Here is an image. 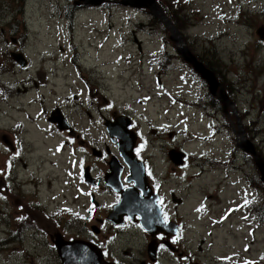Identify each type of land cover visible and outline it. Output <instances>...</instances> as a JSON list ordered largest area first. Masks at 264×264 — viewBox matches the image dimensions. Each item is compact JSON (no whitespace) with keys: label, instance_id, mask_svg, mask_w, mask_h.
I'll use <instances>...</instances> for the list:
<instances>
[{"label":"rangeland","instance_id":"1","mask_svg":"<svg viewBox=\"0 0 264 264\" xmlns=\"http://www.w3.org/2000/svg\"><path fill=\"white\" fill-rule=\"evenodd\" d=\"M69 1L24 0L21 16L27 30V50L24 52L29 63L27 70L13 65L0 52V67L3 65L0 69V86L3 84L9 91L5 92L0 87V264H60L56 252H52L49 237L37 234L36 229H42L41 224L36 221L37 224L25 229L35 228V233L26 234L20 231L21 224L15 222L19 214L26 218V212H33V209L26 207L27 201H38L42 207L48 208L60 209L63 206L74 212L82 208V204L74 205L66 195L68 177H64L60 167L64 162L63 168L66 169V160L63 154L54 152L61 141L46 122L50 113L55 112L57 116L58 108H61L73 114L74 117H70L76 119L80 133L96 137L103 146L110 147L112 145L105 141L100 125L101 117L111 111L104 108L109 104L107 101L111 99L113 107L133 112L136 125L141 127L162 120L163 108L169 107L170 114L175 113L178 104L170 102L167 93L177 100L182 93L187 103L180 108L184 110L189 132H193V137L196 133L207 134L205 123L210 119L199 122L197 115L200 110L201 117L205 108L192 107L193 102L207 99L206 87L193 71L181 64L178 67L169 64L168 71L163 73L159 64L157 68L160 60L154 58L153 50H160L158 43L161 38L176 57L175 46L169 40L168 32L147 11L135 12L123 7L110 10L109 4L100 9L77 10L74 39L80 57L85 60L86 69L81 70L89 86L78 79L76 72L81 70L74 69L72 60H68L73 58L66 39L70 25L73 26L72 17L69 18L71 12H65L64 8ZM156 1L176 24L187 27V30L181 28L179 32L191 54L195 57L207 55L204 49L215 47L222 65L213 72L220 73L217 77L222 78L235 112L229 106L224 109L216 102L218 106L215 105L216 109H213L214 136L205 141L192 139L184 145L193 156L188 158L193 169H184L189 183L180 186L186 188V228L182 239L184 252L203 262L200 264H264V222L259 223L261 227L253 231V236L251 224L237 229L236 218L225 210L226 203L232 201L242 204L248 214L252 213L247 203L250 200L249 190L255 189L258 197L254 200L264 211L261 174L254 161L252 164L241 161L245 153L235 144L239 120L241 127L244 129L246 126L251 132L252 137H246L247 141L253 143L258 154L264 155V42L261 40L259 44L256 35V31L264 27V0ZM11 3L12 0H0L1 17L8 18L1 26L0 40L6 41L5 50L16 52L10 31V21L16 12L8 8ZM125 26H128L126 32L123 31ZM124 34H127L125 39L122 38ZM71 49L76 52L75 48ZM125 57L128 62L121 60ZM211 62L213 70V53ZM158 71L161 75H158ZM157 77L166 90L157 88ZM24 81L32 83L24 84ZM183 81L186 85L179 92L175 84ZM39 85L42 89L34 90ZM97 85H101L100 93L94 91ZM89 88L90 94L87 96L85 92ZM141 95L149 99L160 97L163 103H153L148 111L143 110L137 102ZM212 100L210 96L208 103ZM68 101L72 103L71 106ZM41 110L44 118L38 117ZM18 121H23L25 127H15ZM220 125L227 129H221ZM166 139L169 140L166 135H151L149 151L145 153H151L150 161L155 171L163 176L166 156L170 151L174 152L169 148L173 145L164 142ZM76 152L78 158L83 160L84 151L77 149ZM197 156H201V163H205L203 171L200 167H194L193 161ZM237 157L238 164L242 166L235 171L232 159ZM246 157L250 156L247 154ZM173 158L176 159V156L173 155ZM169 165L171 169V162ZM107 167L110 168L109 163ZM75 168L78 176L80 164L77 163ZM8 170L11 171L9 178L5 175ZM170 181L161 188L175 185L172 176ZM199 188L208 189L199 192ZM205 199L206 208L201 210L199 204ZM61 212L68 215V210ZM41 217L50 222L48 216ZM31 219H34L32 215ZM68 221L73 223L69 229L79 224L73 219ZM8 232H12L13 237H8ZM62 235L65 239L76 236L72 230H66Z\"/></svg>","mask_w":264,"mask_h":264},{"label":"flooded vegetation","instance_id":"2","mask_svg":"<svg viewBox=\"0 0 264 264\" xmlns=\"http://www.w3.org/2000/svg\"><path fill=\"white\" fill-rule=\"evenodd\" d=\"M105 1L104 4H109V8L116 2V0ZM70 4V10L88 9L87 5L78 0H71ZM158 75H161L159 71ZM79 77L84 76L79 75ZM86 83L88 84L87 81ZM89 83L91 84L90 81ZM182 103H184V101ZM193 105H199V103L194 102ZM63 113L68 122L72 125H77L76 119L71 118L70 114L64 110ZM103 118L105 119V117ZM127 129L136 134L135 138L137 137V128L134 127L133 120L128 122ZM152 132L155 133L156 131L152 130ZM168 132L169 129L167 128L162 131L160 136L165 137V135H168ZM138 141L139 139L137 142ZM165 141H167L168 145H173L169 148L179 150L177 141L171 139H166ZM96 143H98V141L94 140L93 144ZM135 148L142 156L146 155L145 153L148 150V148L142 149L137 143L135 144ZM86 151L87 161L83 163L82 169L84 171L85 168L88 169L89 177L83 180L84 186L87 187L84 188L86 202L82 205V208L80 207L78 209L79 213L75 221L79 224L76 228L69 229L73 223H70L65 218L61 219L59 215H52V217L47 218L52 222L51 224L37 215V208L30 206L28 208L33 209V212L28 211L26 213V215L28 214L26 218L32 220L31 215L34 219L38 217L39 221L37 222L42 225V229L37 228L39 234L48 236L52 244L59 238H63L65 241L82 240L88 242L100 253L107 264L203 263L186 255L183 249L184 245L182 239L186 228L184 212L186 188H180V186L184 187L187 181V176H184V169H190L186 167L185 159H183L184 150L181 152L183 155L180 160L181 164L175 165L171 163L173 166L171 172L174 179H172V182H175V185H171L170 188H158L156 185L153 188H146L148 196L152 199L148 200L152 202L153 208L158 214V217L155 214V218H153L155 227L152 232L145 230L141 226L139 216L133 215L134 213H130L129 211H122V214L115 219L110 216L111 212H113L119 203L121 191V188H109L106 184L107 164L109 163V158L111 161L112 158L115 159V156L108 153V147H106V151H104L103 147L97 148L95 150L96 153L92 152V147H88ZM139 154H136V157L140 158L141 156ZM149 154L151 155L150 152ZM166 160L170 164L168 157ZM166 171V178L163 182L170 183V178H168L169 180L167 179V165ZM177 171H179L178 176L175 175ZM207 189L208 188H199L198 191H206ZM139 199L141 200L143 198L140 197ZM206 204L207 202L200 203L199 209L202 210L203 207L205 208ZM198 212L200 213V210ZM33 213L36 214V216ZM165 217H167V219H165ZM23 218L24 217H22V221ZM57 230L61 231V233ZM66 230L74 231L76 236L65 239L62 234H64ZM172 231L173 234H171ZM151 246L153 247V251L150 248ZM150 251H152V253Z\"/></svg>","mask_w":264,"mask_h":264},{"label":"water","instance_id":"3","mask_svg":"<svg viewBox=\"0 0 264 264\" xmlns=\"http://www.w3.org/2000/svg\"><path fill=\"white\" fill-rule=\"evenodd\" d=\"M81 2H84V4H89V5H97L100 4L103 0H78ZM123 5H129L133 8H148L151 11L152 16L156 17L157 20L160 22L162 26L167 29L171 36L169 39L175 43L177 46V52L178 54L182 57V59L185 60L187 64H191V67L193 70L200 75V77L205 81L207 84V89L209 90V93L217 102H219L223 108L225 109L226 107H231L232 103L230 102L228 96L226 95V92L224 90V87L222 84H220L217 81V78L213 75V72H211L209 69H207L201 62L198 61L197 58H195L191 52L188 51L187 46H185L182 38L179 35V32L176 30L174 25L171 23V21L165 16L164 11H162V8L159 6L158 3L155 2V0H121ZM257 35L261 38L264 39V30L262 28H259L257 30ZM14 59L16 62L21 64L22 66L25 65V62L23 59H21L19 56H15ZM121 122V120H120ZM121 129H124L123 126H121ZM121 138L124 139L125 143V150H129V153L131 155V146L126 145L127 142H129L128 134L124 132H117ZM237 145L247 154H251L254 157L255 160V165L261 174V180L264 182V162L261 160L259 156H257L254 153V150L252 146L247 142V139L245 138V142L241 141L240 138H244L245 132L239 128V133L237 134ZM131 138H135L134 135L131 136ZM127 139V142H126ZM127 154V152H125ZM173 151H170L169 154L172 156ZM129 155V154H127ZM123 159L125 160V156H122ZM173 159V158H172ZM180 159V158H179ZM133 164H135V161L133 160ZM133 164H131V168L133 167ZM179 164H181L179 160ZM135 169L136 172L141 170V166L139 164H135ZM135 170H133V174L135 175L136 179V184L140 185V179L137 176ZM128 195V194H127ZM147 200V199H145ZM123 201V200H122ZM136 202V208L135 212L139 214V211L141 212V217L142 219L146 220L147 222H143V226L147 231H153L155 227V210L153 209V204L149 202V208L147 205V202H143V199L141 200H135ZM143 202V203H142ZM123 202H121L122 204ZM125 205V204H124ZM123 205V208L125 209V206ZM121 208V206H119ZM122 214V212H121ZM144 214V218H143ZM156 216L158 217V214L156 213ZM168 228V227H167ZM176 233V230H175ZM173 234V231L171 232ZM62 240V239H61ZM60 239H57L55 241V245L57 248L58 256L62 261V264H69L68 262H78L79 264H92L91 261L88 260V254H90V250L88 249L87 246H84L82 242L79 241H73L72 243L61 241ZM152 247V246H151ZM153 250V248H151ZM100 262V258H99Z\"/></svg>","mask_w":264,"mask_h":264},{"label":"trees","instance_id":"4","mask_svg":"<svg viewBox=\"0 0 264 264\" xmlns=\"http://www.w3.org/2000/svg\"><path fill=\"white\" fill-rule=\"evenodd\" d=\"M23 2H24V0H19V1H18V0H12L11 5L8 6V8H9L11 11L16 12V13L14 14V16L12 17L11 21H10V31H11L12 36L14 37V39H16V40H17L18 42H20V43H23V42L25 41V39H26V38H25V37H26V32H27L26 29H25V24H24V22H23V20H22V16H21V15H22ZM1 16H2V15H1V11H0V37H2L1 26H2V24L6 21V19H8V18H6V17H5V19H3ZM69 17H71V16H69ZM170 19H171V21L173 22V24L175 25V27H176L177 29L181 30V28H182V29L185 28V27L181 26V24H176V22L173 20L172 17H170ZM214 49H215L214 46H213V48H211V49L205 48L204 51L207 53V55L197 56L198 59H199L202 63H204V64L206 65V67L212 69V68L210 67V60H211L212 53H213V71L216 70L217 67H218L219 65H222V62L219 60L218 55L216 54V52H215ZM17 51H19V49H18ZM6 58H7L8 60H10L11 62H13V61L11 60L9 54L6 55ZM215 74H216L217 76H218V75L220 76V73H215ZM218 80H219L221 83H223L221 77H219ZM211 103L213 104L214 107H215V105H216V107L218 106V104L216 103L215 100H213V102H211ZM216 107H215V108H216ZM247 131L249 132V135H251L250 130L247 129ZM251 137H252V136H249V138H251ZM247 158H249V161H250V163L252 164L251 157H246V160H247ZM263 160H264V158H263ZM247 161H248V160H247ZM253 167H254V166H253ZM254 169H255V168H254ZM256 173H257V172H256ZM262 187H264V186H262ZM259 210H260V211H259V214L262 215V217H263V218H262V217H261V218L264 219V211H263V209H260V208H259ZM0 213H1V212H0ZM36 221H39V220H38V217H36V219H32V220H29V219H27V218H23V221H22V219L19 220V217H17V219H16V223H17V224H21L20 231H24V230L26 229V227H28V225H34V224H37ZM35 227H37V226L35 225ZM7 236H8V237H13L12 232H8V233H7ZM52 252H53V250H52Z\"/></svg>","mask_w":264,"mask_h":264},{"label":"snow or ice","instance_id":"5","mask_svg":"<svg viewBox=\"0 0 264 264\" xmlns=\"http://www.w3.org/2000/svg\"><path fill=\"white\" fill-rule=\"evenodd\" d=\"M16 154H17V155H19V153H18V152H17ZM165 219H167V217H165Z\"/></svg>","mask_w":264,"mask_h":264}]
</instances>
